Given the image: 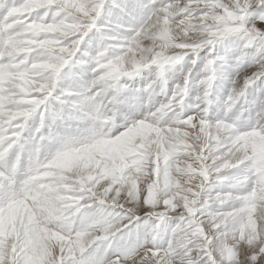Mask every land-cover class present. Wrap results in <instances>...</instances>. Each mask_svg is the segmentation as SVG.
Instances as JSON below:
<instances>
[{
  "label": "snow or ice",
  "instance_id": "obj_1",
  "mask_svg": "<svg viewBox=\"0 0 264 264\" xmlns=\"http://www.w3.org/2000/svg\"><path fill=\"white\" fill-rule=\"evenodd\" d=\"M174 2L135 0L133 7L130 0H0V21L15 17L21 28L8 35L0 24V264H132L142 259L146 232L124 228L121 234L118 228L124 221L140 223L133 209L118 203L125 187L133 202L143 204L145 210L160 209L154 213L159 217L154 223H168L167 214L177 211L175 199H159L160 160L152 173L153 183L141 185L147 152L135 146L133 138L76 144L57 140L47 125L48 105L61 99L56 82L74 68L85 34L96 33L106 39L113 28H119L130 34L122 46L131 48L132 38L141 34L152 14L165 11ZM188 2L215 5L222 0ZM238 15L244 16V9ZM162 20L169 22L166 14ZM257 29L253 48L264 41V18ZM38 51L46 52L49 59L33 64ZM36 72L47 73L52 80H38ZM71 94L70 90L63 93ZM38 115L44 121L39 130L33 124ZM143 124L150 126V121ZM218 126L222 127L218 119L185 117L177 130L184 138L166 157L168 165L189 153L200 166L189 160L187 174L208 182L207 149L197 151L188 137L195 131L214 141L212 130ZM232 131L229 143L214 141V146L218 153L233 147L242 150L248 176L245 186L234 194L239 206L221 207L215 213L219 219L214 227L217 232L233 230L237 240L245 242L224 252L225 264L237 259L259 264L264 249L254 245L261 238L258 212L264 204V126ZM167 183L173 190L182 189L172 176ZM199 187L204 189V183ZM188 191L183 215L168 227V240L146 250L154 264L176 259L179 251L174 243L181 236L188 241L182 249L185 254L191 253L195 241L212 239L200 220L203 209L197 207L196 198L201 193L195 188ZM181 195L177 191V196ZM237 215L243 216V222L233 226L230 221ZM249 233L254 234L253 239ZM199 251L206 264H215L216 253L210 244Z\"/></svg>",
  "mask_w": 264,
  "mask_h": 264
},
{
  "label": "clouds",
  "instance_id": "obj_2",
  "mask_svg": "<svg viewBox=\"0 0 264 264\" xmlns=\"http://www.w3.org/2000/svg\"><path fill=\"white\" fill-rule=\"evenodd\" d=\"M130 6H135V0H130ZM229 9L231 13L226 11ZM240 9H244V16L238 15ZM165 14L168 23L162 20ZM261 18H264V0H222L215 5L175 0L165 11L152 14L141 34L132 38L135 42L131 48L122 46L130 34L119 28H113L106 39L96 33L85 34L83 51L75 58L74 68L56 82L61 99L48 105L47 125L57 140L91 144L133 138L135 146L147 152L144 171L139 177L145 187L153 183L156 161H161L159 199H175L177 205L175 213H166L168 223H154L159 219L154 213L160 209L145 210L143 204L134 203L127 187L118 201L140 217V223L122 222L118 226L121 234L124 228L146 232L145 255L132 264H154L146 256V250L168 240V227L183 215L184 197H190V188L201 193L196 198L197 207L203 209L200 220L212 239L195 241L191 253L185 254L182 249L188 241L181 236L174 243L179 255L167 259L165 264H206L199 249L209 244L216 253L215 264H225L224 252L230 246L239 248L245 243L237 240L235 231L217 232L214 225L219 219L215 213L221 207L239 206L234 194L245 186L246 155L236 147L218 153L214 141L229 143L233 128L245 131L253 125L264 126V81L261 80L264 41L251 47L253 38L259 34L257 24ZM0 24L8 35L21 31L15 17ZM47 59L46 52L38 51L32 63ZM25 69L30 70L28 65ZM35 76L45 82L52 80L44 72H36ZM66 90L72 94L63 95ZM185 117L221 122L222 127L212 130L214 141L195 131H190L188 137L197 151L207 149L211 170L208 182L187 174L189 160L200 166L189 153L181 154L168 165L166 157L184 138L177 135V130L183 126ZM144 120L150 121V126L144 125ZM33 124L39 130L44 126L43 117L38 115ZM169 176L177 179L182 189H171L167 183ZM201 183L204 189H200ZM177 191L182 195L177 196ZM258 218L261 238L254 247L264 249V204ZM242 222L241 215L230 221L233 226ZM249 237L253 239L254 234L249 233ZM234 264L244 261L237 259ZM259 264H264V255Z\"/></svg>",
  "mask_w": 264,
  "mask_h": 264
}]
</instances>
